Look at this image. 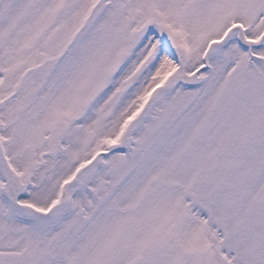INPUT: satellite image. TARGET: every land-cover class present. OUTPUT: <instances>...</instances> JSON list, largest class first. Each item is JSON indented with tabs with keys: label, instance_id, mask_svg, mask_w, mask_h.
I'll use <instances>...</instances> for the list:
<instances>
[{
	"label": "snow or ice",
	"instance_id": "obj_1",
	"mask_svg": "<svg viewBox=\"0 0 264 264\" xmlns=\"http://www.w3.org/2000/svg\"><path fill=\"white\" fill-rule=\"evenodd\" d=\"M0 264H264V0H0Z\"/></svg>",
	"mask_w": 264,
	"mask_h": 264
}]
</instances>
